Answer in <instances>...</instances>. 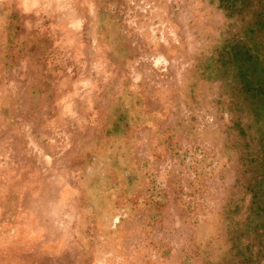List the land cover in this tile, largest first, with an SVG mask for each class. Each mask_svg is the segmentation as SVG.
Masks as SVG:
<instances>
[{
    "label": "rangeland",
    "instance_id": "374dc122",
    "mask_svg": "<svg viewBox=\"0 0 264 264\" xmlns=\"http://www.w3.org/2000/svg\"><path fill=\"white\" fill-rule=\"evenodd\" d=\"M30 1L0 0V264H264V0Z\"/></svg>",
    "mask_w": 264,
    "mask_h": 264
},
{
    "label": "bare ground",
    "instance_id": "6f19581e",
    "mask_svg": "<svg viewBox=\"0 0 264 264\" xmlns=\"http://www.w3.org/2000/svg\"><path fill=\"white\" fill-rule=\"evenodd\" d=\"M30 1V0H29ZM49 1H51V0H49ZM53 1V0H52ZM56 1H62V0H56ZM31 2V1H30ZM33 3H34V5H36L37 3H38V0H34V1H32ZM31 2V3H32ZM39 3H40V1H39ZM42 4V3H41ZM32 5V4H31ZM34 5H32V6H34ZM36 7V6H35ZM71 25L72 26H77L78 25V22L77 21H73V22H71ZM80 25V24H79Z\"/></svg>",
    "mask_w": 264,
    "mask_h": 264
}]
</instances>
